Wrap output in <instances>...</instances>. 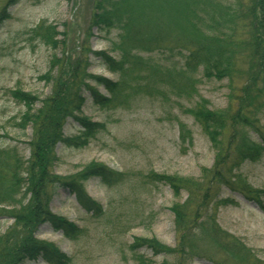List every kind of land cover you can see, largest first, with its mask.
<instances>
[{
    "label": "trees",
    "instance_id": "trees-1",
    "mask_svg": "<svg viewBox=\"0 0 264 264\" xmlns=\"http://www.w3.org/2000/svg\"><path fill=\"white\" fill-rule=\"evenodd\" d=\"M19 1L0 0V24L11 17V8ZM59 27L42 22L33 32L43 44L63 52L66 44L68 48V30L66 35ZM94 30L116 33V40L110 41L114 54L92 50L90 43L76 57L69 50L56 52L50 71L41 76L52 83L48 96L40 99L20 88L10 91L26 107L16 126L30 127L32 136L28 155L17 146L0 145V215L12 220L0 234V264L37 259L70 264L71 258L54 243L37 236L45 224L73 239L82 232L50 209L55 191L64 188L88 212L101 215L103 206L89 196L85 183L94 177L108 185L124 180L123 173L98 161L72 175L54 170L59 143L83 148L107 130L105 122L83 114L86 94L101 108L129 109L141 94L159 96L164 103L174 100L200 126L214 151L213 165L203 167L199 179L149 175L151 183L165 184L173 192L170 211L178 243L172 247L156 238L137 237L131 245L136 264L152 262L141 248L154 256L165 255L159 264H189L201 257L212 260L207 246L217 252L220 259L213 261L220 264H264L253 261L251 250L222 229L216 214L218 205L236 204L233 197L219 199L224 188L255 200L264 209V189L249 185L241 173L245 163L264 158V0H93L88 38ZM90 54L117 79L90 72ZM238 78L243 84L226 108H211L209 100L199 94L203 79L232 84ZM68 119L78 125L77 135L65 136ZM178 122L182 140L191 144V130ZM184 193L187 198L183 200Z\"/></svg>",
    "mask_w": 264,
    "mask_h": 264
},
{
    "label": "rangeland",
    "instance_id": "rangeland-1",
    "mask_svg": "<svg viewBox=\"0 0 264 264\" xmlns=\"http://www.w3.org/2000/svg\"><path fill=\"white\" fill-rule=\"evenodd\" d=\"M92 2L20 0L11 8V17L0 24L1 146H17L23 154H29L27 143L32 136L31 128L22 130L16 126L26 107L16 102L10 91L20 88L44 99L52 90V83L42 80L41 76L50 71L52 55L61 53L62 49L54 50L43 44L38 34L33 32L35 27L46 22L59 24V30L66 31V35L68 30V48L66 44L63 52L72 51L74 57L88 43L92 50L112 53L110 41L116 40L115 32L105 34L94 30V36L87 37ZM89 56L90 72L117 79L116 74L106 69L99 59L91 54ZM242 84L240 78L232 84L228 80L203 79L198 90L202 97L209 100L211 108L223 109ZM99 89L107 94L103 86ZM86 95L83 114L93 121L105 122L107 130L83 148L59 143L56 147L59 161L54 170L59 175H72L89 162L98 161L123 173L124 180L108 185L94 177L85 183L89 196L103 206L101 215L88 212L75 195L58 188L50 202V209L74 222L82 232L73 239L45 224L40 227L37 236L54 243L71 258L70 264H136L131 247L135 238H156L172 247L178 243L174 215L170 211L175 201L173 192L165 184L151 183L149 175L172 174L199 179L201 169L213 165L214 151L200 126L190 115L183 114L174 100L164 103L159 96L141 94L129 109L101 108L93 103L89 94ZM178 120L186 123L191 130V144L182 140ZM78 131V125L68 119L64 125L65 136L77 135ZM241 173L249 185L264 189V158L256 163H245ZM232 197L236 204L218 205L217 221L222 229L251 250L253 261L264 262V209L255 200L225 188L221 190L219 199ZM186 198L184 193L182 199ZM262 201L264 204V198ZM11 224L12 220L6 214L0 215V234ZM207 251L208 256L220 259L209 246ZM140 252L152 260L149 264H159L165 259V255L154 256L147 248H141ZM210 259L194 258L188 263L220 264ZM23 264L48 263L37 259L26 260Z\"/></svg>",
    "mask_w": 264,
    "mask_h": 264
}]
</instances>
